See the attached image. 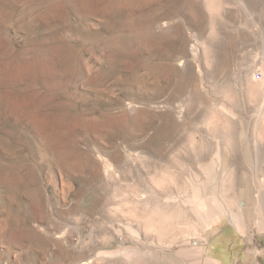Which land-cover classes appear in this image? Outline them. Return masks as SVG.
<instances>
[{
	"label": "rangeland",
	"instance_id": "374dc122",
	"mask_svg": "<svg viewBox=\"0 0 264 264\" xmlns=\"http://www.w3.org/2000/svg\"><path fill=\"white\" fill-rule=\"evenodd\" d=\"M263 96L264 0H0V264H264Z\"/></svg>",
	"mask_w": 264,
	"mask_h": 264
},
{
	"label": "bare ground",
	"instance_id": "6f19581e",
	"mask_svg": "<svg viewBox=\"0 0 264 264\" xmlns=\"http://www.w3.org/2000/svg\"><path fill=\"white\" fill-rule=\"evenodd\" d=\"M262 102H263L262 107H264V96ZM212 201L214 203L212 204L214 205L213 208L215 209V213L213 214L203 211L205 207L202 202H200L197 199L193 200V203L195 204L197 210L196 216L201 221L204 230H206V238H207V245L204 248L197 249L196 253L198 255L208 254V256L210 257L209 259L214 264H218V262L221 264H226L229 261L231 254L234 255L239 254V249H240L239 238L235 237L233 232H231L227 228H223V229L219 228L218 230L219 225L222 224L227 214L224 211V209L217 203L216 200H212ZM199 210H201V212ZM255 227H257L259 230H263L264 224L258 220L256 222ZM263 236H264V232H263ZM263 251H264V243L261 244V247H256V253H262Z\"/></svg>",
	"mask_w": 264,
	"mask_h": 264
},
{
	"label": "built area",
	"instance_id": "2783aa9c",
	"mask_svg": "<svg viewBox=\"0 0 264 264\" xmlns=\"http://www.w3.org/2000/svg\"><path fill=\"white\" fill-rule=\"evenodd\" d=\"M254 76H255L256 79L259 80L262 77V74H261L260 71H255Z\"/></svg>",
	"mask_w": 264,
	"mask_h": 264
}]
</instances>
